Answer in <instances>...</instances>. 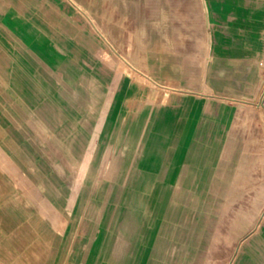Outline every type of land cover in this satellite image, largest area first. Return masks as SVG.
I'll return each instance as SVG.
<instances>
[{"label":"crops","instance_id":"1","mask_svg":"<svg viewBox=\"0 0 264 264\" xmlns=\"http://www.w3.org/2000/svg\"><path fill=\"white\" fill-rule=\"evenodd\" d=\"M107 2L123 26L101 32L118 53L132 48L122 60L170 91L164 103L105 58L62 0H0V251L18 264L5 233L25 202L13 194L28 191L29 146L61 127L67 81L76 154L100 139L126 163L105 177H146L132 192L147 204H220L219 245L246 248L257 231L264 245V0ZM123 191L117 204H129Z\"/></svg>","mask_w":264,"mask_h":264},{"label":"rangeland","instance_id":"2","mask_svg":"<svg viewBox=\"0 0 264 264\" xmlns=\"http://www.w3.org/2000/svg\"><path fill=\"white\" fill-rule=\"evenodd\" d=\"M62 2L81 26L103 42L105 58L122 63L126 74L133 75L127 64L132 48L118 53L109 43V33L101 32L102 25L109 30L123 26L107 0ZM134 76L147 91L156 92L158 102L168 100L170 91L142 75ZM66 83L58 134L46 132L37 148L29 146L28 191L13 194V200L25 202L23 206L13 204L14 216L19 217L5 233L19 254L18 264H264V245L256 239L259 231L252 240L256 245L245 248L247 240L237 246L223 241L219 245L220 204H147V194L132 192L134 185L147 183L146 177H105L122 172L125 162L102 153L108 147L100 139L90 140L89 153L84 152V144H77L82 150L76 154L72 148V82ZM209 181L206 178L205 188ZM120 187L129 204L116 203L113 191ZM101 188L107 191L105 200L100 199ZM205 196H211L210 189H205ZM1 250L8 263L0 260V264H15Z\"/></svg>","mask_w":264,"mask_h":264},{"label":"bare ground","instance_id":"3","mask_svg":"<svg viewBox=\"0 0 264 264\" xmlns=\"http://www.w3.org/2000/svg\"><path fill=\"white\" fill-rule=\"evenodd\" d=\"M242 247V246H241ZM244 247V246H243Z\"/></svg>","mask_w":264,"mask_h":264}]
</instances>
